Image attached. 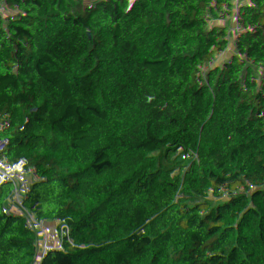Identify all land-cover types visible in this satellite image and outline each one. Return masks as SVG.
Segmentation results:
<instances>
[{"label": "trees", "instance_id": "obj_1", "mask_svg": "<svg viewBox=\"0 0 264 264\" xmlns=\"http://www.w3.org/2000/svg\"><path fill=\"white\" fill-rule=\"evenodd\" d=\"M6 1L0 264H264V0Z\"/></svg>", "mask_w": 264, "mask_h": 264}, {"label": "built area", "instance_id": "obj_2", "mask_svg": "<svg viewBox=\"0 0 264 264\" xmlns=\"http://www.w3.org/2000/svg\"><path fill=\"white\" fill-rule=\"evenodd\" d=\"M193 2L195 3V1H193ZM13 6L20 8L19 1L15 2V3H9L6 0H0V20L4 19L6 17L7 13L9 12V10ZM91 8H92V5L90 2H88L87 4L82 6V10L84 12L90 10ZM90 23H91V21H90ZM189 29L193 30V31L196 30L198 33H203V34H208V35H212V36H216V37H221L220 29L218 28L216 23L209 16L206 18H201V17H198L195 15V17L193 18V20L189 24ZM129 56L125 57L124 59H128ZM108 77H109V75L100 78L99 85L97 87V90H96L93 98H92V104H93L92 115L90 118L87 117V123L88 124H89V122H91V120L94 117L96 106L100 103L102 98L104 96H106V94L108 92V86H107ZM194 81L196 84H199L200 83V77L199 76L196 77ZM231 96L236 97V94H232ZM194 101L198 105L197 112H196V119L197 120H195L194 123L187 130V134H188V141H187V146H186L187 157L184 160V165L186 166L187 171L189 170V166L194 163V160L192 157V140L191 139H192L193 134H194L195 124L197 125L200 122V117H199V121H198V114L200 112L199 96L196 95L194 97ZM10 105H11V107H13L15 105V103L13 102ZM129 107H131V101L130 100L127 101L125 110H127ZM3 110H5V109H3V108L0 109V115L1 114L3 115V113H2ZM182 124H183V122H180V125H182ZM205 124H206V122H205ZM169 131H170V128L165 130V136L168 135ZM82 133H83L82 138H84L86 133H87V128L83 129ZM42 139H45V137H43ZM177 188L178 187H176V185H172L170 190L177 189ZM169 195H170V192H166L165 194H163V198H165Z\"/></svg>", "mask_w": 264, "mask_h": 264}, {"label": "crops", "instance_id": "obj_3", "mask_svg": "<svg viewBox=\"0 0 264 264\" xmlns=\"http://www.w3.org/2000/svg\"><path fill=\"white\" fill-rule=\"evenodd\" d=\"M96 1L97 0H91V2H93V4L96 3ZM92 11H93V9L86 11V13L84 14V16L81 19V22L83 21V24L85 25L84 27L86 29L88 28V26L90 24V21L92 20V15H93ZM196 16L201 17V18L208 17V15L206 13H197ZM204 128H205V121L200 120L199 126L196 127L195 135L196 136H201L203 134ZM201 130H202V134H198ZM181 150H184V149H181V148H179L178 150L174 149V151H171L168 154L171 155L172 157H179L180 156V158L183 159L186 156V154L184 155L183 153H181V155H179Z\"/></svg>", "mask_w": 264, "mask_h": 264}, {"label": "water", "instance_id": "obj_4", "mask_svg": "<svg viewBox=\"0 0 264 264\" xmlns=\"http://www.w3.org/2000/svg\"><path fill=\"white\" fill-rule=\"evenodd\" d=\"M80 54L83 55V56L86 58V60H87V62H88V65H90V64H91V59H90L91 52H90L89 50H87L86 48H83V49L81 50ZM118 68H119V66H118L115 70H113V71L111 72L110 75H112L113 73H115V71H116ZM41 166H42V168H43V164H42V163H41Z\"/></svg>", "mask_w": 264, "mask_h": 264}, {"label": "rangeland", "instance_id": "obj_5", "mask_svg": "<svg viewBox=\"0 0 264 264\" xmlns=\"http://www.w3.org/2000/svg\"><path fill=\"white\" fill-rule=\"evenodd\" d=\"M82 24H83V21L81 22ZM83 26H85L84 24H83ZM241 94L243 93V91L240 89V91H239ZM92 111H93V109H91L90 111H89V113H92ZM2 113H8V111H5V110H3L2 111ZM88 113V114H89ZM205 112H204V110L203 111H201V120H203V119H205ZM204 121V120H203ZM201 129V128H200ZM198 134H202V130L198 133ZM181 153H183L184 155H185V150H181V152H180V154L179 155H181ZM167 155V154H166ZM162 157H165L164 155L162 156ZM180 157V156H179ZM185 183H186V181H185Z\"/></svg>", "mask_w": 264, "mask_h": 264}, {"label": "bare ground", "instance_id": "obj_6", "mask_svg": "<svg viewBox=\"0 0 264 264\" xmlns=\"http://www.w3.org/2000/svg\"><path fill=\"white\" fill-rule=\"evenodd\" d=\"M91 115H92V113H89L87 117H88V118H90V117H91Z\"/></svg>", "mask_w": 264, "mask_h": 264}]
</instances>
